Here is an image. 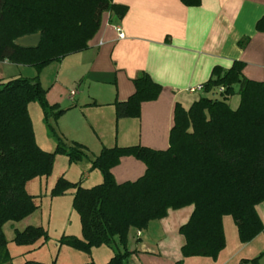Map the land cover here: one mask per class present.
<instances>
[{"label":"trees","instance_id":"obj_1","mask_svg":"<svg viewBox=\"0 0 264 264\" xmlns=\"http://www.w3.org/2000/svg\"><path fill=\"white\" fill-rule=\"evenodd\" d=\"M180 1L186 6L200 4V0ZM105 12L122 17L126 6L113 0H0V61L42 69L83 51ZM255 30L264 32V14ZM37 32L41 38L36 47L14 42ZM248 40L243 37L238 46L243 48ZM244 64L234 60L228 69L214 67L201 96L187 108L175 103L167 148L115 145L102 147L94 156L84 144L58 132L55 124L66 108L47 101L38 76L0 79V264L11 260L3 225L20 221L37 209L26 183L47 177L57 153L72 163L88 159L90 170L102 175L101 182L89 187L59 176L51 188V197L73 189L72 208L81 225V237L63 234L59 245L90 253L93 247L113 248L116 243L119 248H113L106 264H128L131 229H144L150 221L166 216L169 208L188 205H193L192 213L179 227L184 237L183 257L216 259L225 246L222 219L226 215L232 217L241 243L256 237L263 229L256 206L264 201V81L247 78L242 73ZM132 81L134 92L125 101H114L116 119L139 117L141 103L155 100L162 89L146 72ZM235 92L239 104L231 108L228 99ZM34 101L56 140L50 151L36 142L28 109ZM122 156L141 160L146 166L144 174L117 183L111 168ZM47 239L42 226L27 225L14 230L12 242L31 252ZM258 258L245 261L258 264ZM21 264L56 262L28 259Z\"/></svg>","mask_w":264,"mask_h":264},{"label":"crops","instance_id":"obj_2","mask_svg":"<svg viewBox=\"0 0 264 264\" xmlns=\"http://www.w3.org/2000/svg\"><path fill=\"white\" fill-rule=\"evenodd\" d=\"M113 1L126 6L124 15L103 13L88 48L58 61L52 82L43 85L40 80L47 101L66 108L56 121L58 132L84 144L92 156L115 145L167 148L175 103L189 107L198 97L186 89L205 83L214 67L228 69L241 60L247 78L264 81V32L255 30L264 14V0H200L196 6L180 0ZM116 24L123 38L117 37ZM245 36L249 40L241 48L238 41ZM0 65L10 66L9 75L17 77L18 64L4 60ZM140 72L161 85L160 94L141 103L139 117L116 119L114 101H125L134 92L132 80ZM40 147L52 150L49 141ZM145 168L141 160L122 156L111 172L121 183L136 180ZM94 179L99 183L102 175ZM192 210L193 205L169 208L166 216L150 221L139 234L131 229L136 242L128 241L132 251L128 264H251L245 259L258 256V263L264 264V201L256 206L263 229L249 242L241 243L232 217H223L225 246L216 259L181 254L184 237L179 227Z\"/></svg>","mask_w":264,"mask_h":264},{"label":"rangeland","instance_id":"obj_3","mask_svg":"<svg viewBox=\"0 0 264 264\" xmlns=\"http://www.w3.org/2000/svg\"><path fill=\"white\" fill-rule=\"evenodd\" d=\"M58 63V61H53L42 69L18 64V66L14 65V71L18 74L17 76L33 77L36 75L39 80H42L40 82L46 85L54 79ZM3 69L5 72H3ZM9 73L10 66L4 68L3 65H0V74H3L0 76L2 80L12 78ZM202 94L195 92L193 96L199 97ZM239 98L237 92L229 97L228 103L231 108L238 106ZM28 109L37 143L45 147L47 141H49L51 143L50 148L53 149L56 140L46 126L39 103L36 101L30 102ZM89 154L91 155V152ZM89 173L90 176L86 178L85 176ZM95 175L99 179L101 178L98 170L90 172L89 163L86 159L72 163L68 161L65 154L57 153L54 157L52 171L47 177H37L29 180L26 183V191L35 196L34 202L38 207L24 219L20 221H8L3 225V231L8 242L7 248L11 256V260L4 264H21L28 259L42 262H51L55 259L56 264H106L113 254V248H119L118 244L115 243L113 248L107 245L93 247L90 253L76 250L65 244H58V239L63 234L81 237V225L78 214L72 208L73 189H69L63 195L50 196V190L59 176H63L73 182L80 181L83 187H88L94 185V182H98L94 179ZM27 225L42 226L48 233V239L43 246L31 253L27 252L28 248L26 246H18L12 242L14 230H22ZM128 238L129 245H131V241L132 243L136 242V238L132 236L131 231L128 233Z\"/></svg>","mask_w":264,"mask_h":264},{"label":"water","instance_id":"obj_4","mask_svg":"<svg viewBox=\"0 0 264 264\" xmlns=\"http://www.w3.org/2000/svg\"><path fill=\"white\" fill-rule=\"evenodd\" d=\"M41 34L39 32L22 35L15 39V44L23 47H36L39 44Z\"/></svg>","mask_w":264,"mask_h":264},{"label":"built area","instance_id":"obj_5","mask_svg":"<svg viewBox=\"0 0 264 264\" xmlns=\"http://www.w3.org/2000/svg\"><path fill=\"white\" fill-rule=\"evenodd\" d=\"M114 28L116 30L117 33V37L118 38H123L124 37V32L122 30V28L120 27V25L116 24L114 25ZM203 84L200 85H196V86H190L188 87L186 90L190 93H194V92H202L203 91ZM223 87H219V91H223ZM140 232L137 231V234H139Z\"/></svg>","mask_w":264,"mask_h":264}]
</instances>
